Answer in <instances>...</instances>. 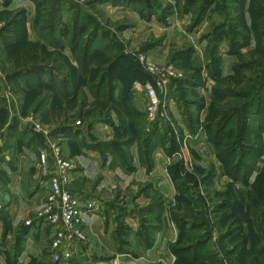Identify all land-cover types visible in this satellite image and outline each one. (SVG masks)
Returning <instances> with one entry per match:
<instances>
[{"label":"rangeland","instance_id":"374dc122","mask_svg":"<svg viewBox=\"0 0 264 264\" xmlns=\"http://www.w3.org/2000/svg\"><path fill=\"white\" fill-rule=\"evenodd\" d=\"M251 2L0 0V263L264 264V37ZM135 83L155 91L160 121ZM219 100L234 116L218 137ZM42 153L48 175L56 159L70 166L73 198L96 202L99 235L79 226L54 249L38 215L47 193L37 211L14 210L20 173L17 197L41 192L26 175Z\"/></svg>","mask_w":264,"mask_h":264},{"label":"built area","instance_id":"2783aa9c","mask_svg":"<svg viewBox=\"0 0 264 264\" xmlns=\"http://www.w3.org/2000/svg\"><path fill=\"white\" fill-rule=\"evenodd\" d=\"M134 90L136 93H143L146 97L145 113L147 114V120L151 123L160 121L164 115L158 110L160 101L155 91L148 85L140 87L136 83L134 84ZM47 160L48 156L42 153L39 157L38 170L35 174L37 185L43 193L48 195L45 197L44 207L38 215L54 225L55 232L52 247L61 249L70 245L73 236L79 235L77 231L79 226L88 227V219L90 214L97 209V204L93 199L82 203L77 198H73L67 189V184L69 183L67 170L70 166L56 159L53 164V170L48 175ZM3 204V192L0 186V214L3 211ZM55 257L57 258L58 256L55 255Z\"/></svg>","mask_w":264,"mask_h":264},{"label":"crops","instance_id":"0c3cea01","mask_svg":"<svg viewBox=\"0 0 264 264\" xmlns=\"http://www.w3.org/2000/svg\"><path fill=\"white\" fill-rule=\"evenodd\" d=\"M87 165L90 166L91 168H94V170L98 171L99 173H101V174H103L105 176L107 175V173H109V170L107 168H104V167L101 168V166H100L101 164H100L99 160L96 159V157L93 158L92 160H88ZM13 172H14V170H13ZM34 173L35 172L30 173V174L27 173L26 176H28V175L30 176L31 175V179L33 180L34 177H35ZM24 177H25V175L23 174V177H22V175L20 173V176H18L14 180V182H12L13 183L12 186H11V183H10L11 181L8 182V183H10L9 192L10 193H14V197H11V200H12V203H13L12 206L14 207V210H16V208L18 206L20 207V206L24 205L26 208H27V206H28V208H30V209H24V210H27L28 212L37 211L39 209V207L41 206V204H42V197L41 196H43V194H44L41 189H40L41 192L38 189L36 190L37 192L36 191H32V189H31L30 193H28L29 196H26L25 198L24 197L22 198V197H19V196L17 197V195H18V191L17 190L19 189V186H20V180L23 179ZM91 215L92 214H90V217L88 219L89 220V226H91V230L92 231H94L97 235H99L101 230H102V225H101V223L99 221V217L97 219V217H95V216L91 217ZM25 245L26 246H25V249L23 251V254H25L30 248V246L28 245V242H26ZM39 252H37V254ZM35 255H36V252H35ZM0 257L1 258L4 257L2 251H0ZM20 258H23V257L21 256ZM37 259H39V258L37 257ZM3 263H4V258H3V261L0 264H3ZM6 264H8V263H6ZM11 264H14V263H11ZM121 264H134V263H131L130 261H124L123 260L121 262Z\"/></svg>","mask_w":264,"mask_h":264},{"label":"trees","instance_id":"16d2710c","mask_svg":"<svg viewBox=\"0 0 264 264\" xmlns=\"http://www.w3.org/2000/svg\"><path fill=\"white\" fill-rule=\"evenodd\" d=\"M209 4H207L205 7L203 6V10L201 11V16L196 20V24H198V23H200L202 20H203V18L205 17V14H206V12L208 11V9H209ZM250 9H251V11L254 13V14H256V15H258V16H260L261 17V19L258 21V27H257V29H258V32H259V34H260V36H262V37H264V0H252V2L250 3ZM264 46V45H263ZM228 92H229V90H228ZM221 93L223 94V96H224V91L222 90L221 91ZM226 95V94H225ZM235 96H242V94L241 93H237V92H235ZM258 96L259 95H257L256 96V99L258 98ZM242 97H244V95L242 96ZM259 103V101L258 102H256V104H258ZM232 106L231 107H233L234 109H239L238 107L240 106V103H236V101H235V103H230ZM220 105H221V102H220V100L219 101H217V102H215L214 103V105H213V108H214V110H216V112H217V114L219 113V117L220 116H222V117H224V120L222 119V120H218V118H217V120H218V123H217V125H215V124H213V126L212 127H214V135L215 136H221V132L223 131V127H225V125L233 118V114H232V112L233 111H230L228 114L227 113H225V114H223L224 113V111H221V107H220ZM241 107V106H240ZM219 111V112H218ZM226 112V111H225ZM223 114V115H222ZM151 138L152 137H150L149 139H147L148 141H151ZM215 142H217V139H216V141ZM154 143L155 144H157V142H155L154 141ZM154 143L152 142L150 145H149V147H151V148H149V152H148V161H149V163H144L146 166V168L147 169H149V168H151V165H152V162L150 161V159H151V157L149 156L150 155V153H152V151H153V149L156 147V146H154ZM176 144H175V142H172L171 143V147H172V149H175L176 148ZM228 148V147H227ZM174 151H176V150H173L172 151V153L174 152Z\"/></svg>","mask_w":264,"mask_h":264}]
</instances>
